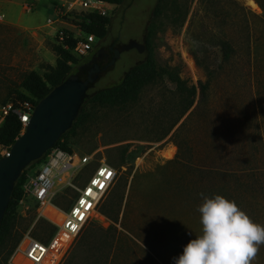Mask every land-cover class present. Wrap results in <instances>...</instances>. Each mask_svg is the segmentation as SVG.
Masks as SVG:
<instances>
[{
	"label": "rangeland",
	"instance_id": "1",
	"mask_svg": "<svg viewBox=\"0 0 264 264\" xmlns=\"http://www.w3.org/2000/svg\"><path fill=\"white\" fill-rule=\"evenodd\" d=\"M248 1L166 0L158 18H152L156 0L115 4L105 36L95 40L93 51L130 41L144 45L145 28L154 22L159 67L177 70L187 86L205 82L206 67L218 76L210 81L205 104L195 110L197 95L184 114L174 85L166 78L145 87L138 101L124 110L88 106L90 119L70 136L69 146L72 153L93 156L94 162L76 185L100 162L111 165L116 176L59 264H103L95 263L97 254H91V246L106 233L110 250L113 232L86 230L92 222L107 226L100 214L104 208L113 216L118 209L124 211L131 235L121 232L112 264H174L173 257L202 232L197 210L203 203L201 193L235 201L253 222L264 226V19L258 4L252 0L257 7L253 8ZM72 2L0 0V104L24 93L19 86L24 73L42 75L55 65L53 46L61 34L76 31L74 19L58 15ZM26 4L32 6L31 12L25 10ZM224 40L234 42L236 54L219 70V44ZM254 43L257 55L248 56L246 47L253 48ZM144 58L145 50L122 52L89 91L119 83ZM78 59L81 64L89 56ZM72 74L85 77L77 66ZM74 196L69 188L55 200L66 207ZM35 214L31 202L18 204L14 230L22 237ZM43 231L36 226L32 233L41 237ZM12 254L0 250V264H9ZM252 264H264V245Z\"/></svg>",
	"mask_w": 264,
	"mask_h": 264
},
{
	"label": "trees",
	"instance_id": "2",
	"mask_svg": "<svg viewBox=\"0 0 264 264\" xmlns=\"http://www.w3.org/2000/svg\"><path fill=\"white\" fill-rule=\"evenodd\" d=\"M105 1L116 5L122 2V0ZM165 1L166 0H156L155 6L152 11V18H158L162 14ZM254 1L261 8L262 16L264 19V0ZM74 21L81 32L85 34H91L96 39H102L106 33L105 26L109 23V17H102L96 14L88 13L82 16H77L76 20ZM157 30L158 25H156L154 22H150L146 26L145 43L143 45L145 50V58L141 63L134 65L130 69H128L119 83L106 88H102L95 92H90L88 90L86 98L71 128L60 136V138L53 145V148H59L68 153H72V150L69 146L70 136L75 133L76 129L83 126L89 121L90 113L88 111V106H98L124 110L138 101L139 95L145 87L153 85L163 78H166L170 83L174 85V89L178 97L180 98L179 106H182V114L186 113L194 105L197 95L199 96V98L195 110L199 106L205 104L208 99L210 81L214 77L218 76V74H216L214 70L206 67L207 80L203 83L199 82L197 86H187V83L178 76L177 70L166 67H159L155 61L153 48V38ZM67 34L68 32H65L63 34V40H59L58 45L53 46V51L56 56L55 66H48V69L42 75H39L34 71L24 73L22 75V80L19 86L22 88L24 93L17 92V99H14L12 101L14 102V104H16L17 102L29 101L33 104V106H35L54 87L58 86L70 75H72L73 66H77L78 70L84 66L82 63H79V57H76L72 52L76 40L72 39L71 36ZM254 45L255 47L253 48H251L250 46L246 47V53L248 56H251L252 54L253 56L257 55L258 48L256 47L258 46H256L255 43ZM219 52L220 62L218 69L222 70L225 66L229 65L232 62L234 55L236 54L234 42L230 40L221 41L219 44ZM196 61L198 64H203L202 60L197 59ZM84 73L86 76L87 71L85 70ZM212 124L215 130L216 126L213 122ZM21 131L22 125L19 120L15 116H8L5 119L4 123L0 126V145L4 147L11 146L15 139L19 137ZM46 153L48 154V152ZM47 154H45V156ZM41 161L42 159L32 162L22 172L18 180L15 182L10 202L0 223V250L6 249L8 256L14 253L18 243L21 240L20 238L22 237L21 234H19L18 230H14V222L18 204L23 198V185L26 179V172L35 167ZM54 203H56V200H54ZM33 210H36V205H33ZM102 214L112 222L117 223L120 209H118L116 213H114L115 216L111 215L110 211L105 208L102 210ZM35 217L36 214L33 217V221L35 220ZM36 226L40 230H45V232L43 231V236L41 237L33 233L32 235L42 241H47L55 231V228L53 226L42 219H39L36 222L35 227ZM121 227H124L123 224H121ZM90 228L91 227L86 230L87 233L88 231H90ZM115 233L116 231L112 234L110 241L117 242L118 244L121 233H119L117 236H115ZM107 239V235L102 234L100 235V237L94 240V246H91V254L93 253V251H95L97 254L95 257V263L101 261L103 264H105V262L108 261V264H112V261L115 258V253L117 251L115 250L111 252V250L107 249ZM106 249L110 252L106 253ZM111 253L113 254L112 257L110 256Z\"/></svg>",
	"mask_w": 264,
	"mask_h": 264
},
{
	"label": "built area",
	"instance_id": "3",
	"mask_svg": "<svg viewBox=\"0 0 264 264\" xmlns=\"http://www.w3.org/2000/svg\"><path fill=\"white\" fill-rule=\"evenodd\" d=\"M114 8L115 4L105 0H73L66 11L58 15H66L67 18L74 20L77 16L88 13L110 17ZM25 10L31 12L32 6L26 4ZM75 30L68 34L76 40L73 54L81 58L93 50L96 38L81 32L77 26ZM59 39L63 40V34ZM34 107L29 101L16 104L8 101L0 104V126L8 116H15L22 125L21 133L24 132ZM10 147L0 145V158L9 154ZM47 152L48 154L41 158L39 167L35 166L26 172L23 198L19 203L31 202L36 205V217L30 230L18 243L9 264H20L13 260L16 254L20 256L23 264H59L75 238L97 211L115 179V169L108 163L100 162L81 184L76 185L82 171L94 162L93 156L68 153L59 148H52ZM69 188L75 191L72 201L66 207L54 203L56 197ZM46 206L62 215L63 218L58 224L51 217L43 214ZM39 219L55 228L47 241L32 235V230Z\"/></svg>",
	"mask_w": 264,
	"mask_h": 264
},
{
	"label": "water",
	"instance_id": "4",
	"mask_svg": "<svg viewBox=\"0 0 264 264\" xmlns=\"http://www.w3.org/2000/svg\"><path fill=\"white\" fill-rule=\"evenodd\" d=\"M132 49L142 53L144 46L130 41L115 48L108 66L111 67L122 52ZM99 73V65L94 64L85 79L72 74L54 87L35 105L24 132L15 139L9 154L0 158V223L15 182L32 162L40 160L53 148L60 136L71 128L89 88L98 80Z\"/></svg>",
	"mask_w": 264,
	"mask_h": 264
},
{
	"label": "clouds",
	"instance_id": "5",
	"mask_svg": "<svg viewBox=\"0 0 264 264\" xmlns=\"http://www.w3.org/2000/svg\"><path fill=\"white\" fill-rule=\"evenodd\" d=\"M200 195L202 232L173 257L174 264H252L264 245V226L253 222L235 201L219 194Z\"/></svg>",
	"mask_w": 264,
	"mask_h": 264
},
{
	"label": "flooded vegetation",
	"instance_id": "6",
	"mask_svg": "<svg viewBox=\"0 0 264 264\" xmlns=\"http://www.w3.org/2000/svg\"><path fill=\"white\" fill-rule=\"evenodd\" d=\"M114 50L115 49L109 48V50L107 51L103 47H100V48L96 49L95 51L92 50L93 52L90 51L86 55V56H89V59L82 63L84 66L82 68H80L79 70H83V71L86 70L87 73H88V70L94 64H98L99 67H100L99 75H101L102 73H104L110 67V66H108V64H109V62H110V60H111V58L113 56V51ZM87 73H86V76H87ZM81 79H85V78H81Z\"/></svg>",
	"mask_w": 264,
	"mask_h": 264
},
{
	"label": "crops",
	"instance_id": "7",
	"mask_svg": "<svg viewBox=\"0 0 264 264\" xmlns=\"http://www.w3.org/2000/svg\"><path fill=\"white\" fill-rule=\"evenodd\" d=\"M54 63H56V56L54 57ZM100 214H101V216H104V218L108 221L107 226L106 227H103L105 229L102 228V226L100 225L99 222H92V224H90V226L88 225V228L91 227L90 229H96V231L99 230V232H101V230L110 229V230H112L113 233L116 231V233H115L116 236L119 233H121V232H123L125 235H129V233L127 232L126 223L124 222V220H125V213H124V211H122L119 214V216H118V223H114L110 219H108L105 215H103L102 213H100ZM123 216H124V218H123ZM121 224H123L124 227H121ZM103 235H107V234L104 233ZM129 236H131V235H129ZM133 240H135V239L133 238ZM136 243H138V242H136ZM110 250H111V252H113L115 250L116 251H119V246H118L117 242H113V245H111ZM112 255L113 254L111 253L110 256L112 257Z\"/></svg>",
	"mask_w": 264,
	"mask_h": 264
},
{
	"label": "bare ground",
	"instance_id": "8",
	"mask_svg": "<svg viewBox=\"0 0 264 264\" xmlns=\"http://www.w3.org/2000/svg\"><path fill=\"white\" fill-rule=\"evenodd\" d=\"M249 5L253 8H257L255 3L252 1V0H249ZM43 214L51 217L57 224L62 220V215L59 214L58 212H55L51 207L49 206H46L44 209H43ZM14 261L20 263V264H23V261H21V258L19 255H15L14 258H13Z\"/></svg>",
	"mask_w": 264,
	"mask_h": 264
}]
</instances>
